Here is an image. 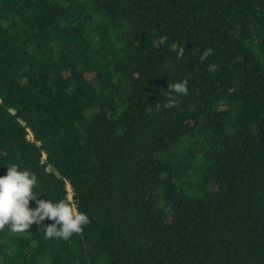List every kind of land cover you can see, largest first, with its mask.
Segmentation results:
<instances>
[{
    "label": "trees",
    "instance_id": "trees-1",
    "mask_svg": "<svg viewBox=\"0 0 264 264\" xmlns=\"http://www.w3.org/2000/svg\"><path fill=\"white\" fill-rule=\"evenodd\" d=\"M13 164L90 223L6 226L0 264H264V0H0Z\"/></svg>",
    "mask_w": 264,
    "mask_h": 264
},
{
    "label": "clouds",
    "instance_id": "clouds-1",
    "mask_svg": "<svg viewBox=\"0 0 264 264\" xmlns=\"http://www.w3.org/2000/svg\"><path fill=\"white\" fill-rule=\"evenodd\" d=\"M166 41L160 37L155 41L158 48ZM174 51L178 50L176 44L172 45ZM183 50H178V55H183ZM212 54L209 48L203 52L200 62L206 60ZM209 71H215V65H209ZM171 92L181 95L188 94L187 80L171 85ZM176 106V100L171 95L165 107ZM38 178L27 168L7 165L5 175H0V230L7 226L13 233H26L27 229L35 223L43 228L46 239L68 241L73 234L82 233L84 226L90 223L89 216L76 209L75 205L66 199L53 201L51 199H39ZM30 200L36 202V207H30ZM54 223L45 225V219Z\"/></svg>",
    "mask_w": 264,
    "mask_h": 264
}]
</instances>
